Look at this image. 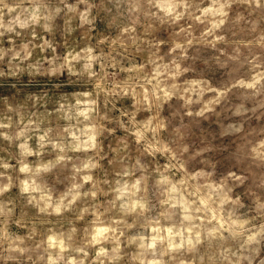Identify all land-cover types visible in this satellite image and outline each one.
Masks as SVG:
<instances>
[{
    "label": "clouds",
    "instance_id": "9594fccd",
    "mask_svg": "<svg viewBox=\"0 0 264 264\" xmlns=\"http://www.w3.org/2000/svg\"><path fill=\"white\" fill-rule=\"evenodd\" d=\"M0 264H264V0H0Z\"/></svg>",
    "mask_w": 264,
    "mask_h": 264
}]
</instances>
